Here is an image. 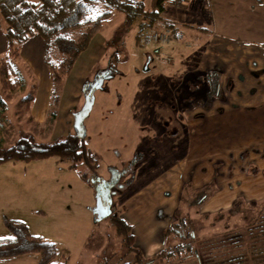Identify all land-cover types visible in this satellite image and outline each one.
I'll list each match as a JSON object with an SVG mask.
<instances>
[{
    "label": "rangeland",
    "instance_id": "rangeland-1",
    "mask_svg": "<svg viewBox=\"0 0 264 264\" xmlns=\"http://www.w3.org/2000/svg\"><path fill=\"white\" fill-rule=\"evenodd\" d=\"M138 1L145 5L149 3V0ZM250 3L252 0H213L212 4H207L208 10L201 6L196 10L189 6L176 8L165 3L157 17L161 22L172 24L169 28L171 44L162 46L144 44L145 31L152 26L149 18L141 14L129 17L124 12L111 13L102 20L99 29L80 51L60 85L52 84L47 111L43 108L34 111V119L30 111L17 106L24 91L2 94L6 108L0 111V146H11L19 137L26 135L32 137L31 144L34 145L64 137L66 130L61 125L68 115L69 103L66 100L69 97L70 101V92L76 93L71 100H78V105L73 107L74 113L82 108L84 97L93 92L96 101L88 111L83 127L86 149L93 153L99 165L97 174L100 180H110L112 169L118 172L130 169L119 183L111 185V192L110 189L102 190L103 195L100 196L105 205L112 204L114 214L128 207L139 216L142 206L153 212L156 206L151 209L150 202L142 205L137 201L138 197H134L127 206L123 203L137 189L170 168V183L166 189L178 191L180 195L172 211L177 226L171 222L166 228L167 220L160 222V226L164 227L160 235L162 238L165 235L164 250L176 246L180 248L173 257L151 262L144 259L130 225L132 247L140 254L141 264H264V154L250 151L247 155H224L219 163L211 162L216 158L206 161L218 164V170H221L222 164L225 165L226 176L231 174L229 170L234 165L233 178L240 179L242 188L231 183L235 190L230 196L225 178L221 183H210L207 190L214 187L217 191L228 193L222 195L225 196L222 203L226 206L224 210H212L216 215L204 216V202L197 201L199 193L205 189L201 188L204 187L201 186V168H195L192 189L187 173L191 168H186L181 162L185 128L179 119V110L185 99L186 102H191L193 98L203 103L208 97L205 93L199 96L194 91H190L194 93L189 97L185 85L173 90L174 84L182 78L181 72L199 58L215 28L229 36L264 42V2L259 0L262 7L256 4V8H249ZM104 10L103 6H94L91 17ZM211 10L215 22L212 21ZM158 19H155L154 26ZM78 34L79 31L70 33L72 38ZM38 38L42 41L34 35L29 39L31 43L28 47L23 44L20 50L24 53L30 49L34 54L33 62H26L20 56L18 66L29 79L28 83L35 80L36 89H44L49 76L43 60L44 47L42 44L39 47ZM236 48L228 47L221 61H230ZM40 50L42 54H39ZM155 50L160 53L156 54ZM45 52L47 62L56 61L51 45L46 47ZM250 66L252 72L264 70V53L255 55ZM145 67L148 70L144 71ZM237 78L245 86L250 82L247 72L238 74ZM92 82H99L102 91H92ZM261 87L264 88V82ZM252 89L247 88L248 93ZM42 96L44 99L47 97L44 93ZM44 99L40 101L44 102ZM53 99H56L55 103ZM61 101L63 104L60 105ZM69 124L72 125L73 120ZM175 130L177 133L171 135L175 138L168 137ZM68 165L67 161L51 156L0 163V238L10 236L4 226V218L19 220L25 224L29 234L45 237L54 243V264L132 263L135 252H128L122 246L109 216L95 220L93 188L85 185L77 171ZM78 169L82 171L81 165ZM179 173L184 175L180 180ZM132 177L135 181L127 183ZM161 184L157 182L155 186ZM195 194L197 196L193 198ZM163 201L160 205L165 206ZM168 208L165 210L168 211ZM27 257L35 258L34 264H38L39 254L32 253ZM10 261H0V264H21L20 260Z\"/></svg>",
    "mask_w": 264,
    "mask_h": 264
},
{
    "label": "crops",
    "instance_id": "crops-1",
    "mask_svg": "<svg viewBox=\"0 0 264 264\" xmlns=\"http://www.w3.org/2000/svg\"><path fill=\"white\" fill-rule=\"evenodd\" d=\"M260 1L264 2V0ZM212 3L213 0H192L191 3L188 0V3H186L183 8L189 6L190 9L196 10L201 6V8L208 10L207 4L209 5ZM256 4L262 7L259 0H252V4L250 3L248 7L256 8ZM210 14L214 16L213 10L210 11ZM259 15L262 16L261 13ZM260 18L263 19V17ZM212 21L215 22V16ZM36 40H38V45L41 47L43 42L40 41L39 38ZM28 43H31V40L24 43V45L28 47ZM170 44L171 41L168 45ZM231 46H237L236 52L230 58V61H221V57L226 55L228 47ZM5 48L6 39L0 28V55L4 53ZM259 52L260 54L264 53V42H258L255 39H242L229 36L225 33L218 32L215 28V32L211 33L207 42L204 44L199 58L192 63V66H189V68L181 72L182 78L173 86V90H176L185 85L189 97L194 92H198L199 96L205 93V96L208 97H204L206 101L203 100V103L199 101L196 102L193 98L191 102L190 100L186 102L185 99L184 105L179 110L184 118L185 128V145L181 162L185 164L184 166H186V168H191L187 173L190 175L192 189V185L195 184V168H201L199 172L202 182L201 186H204L201 188L205 189L199 193L197 201L204 202L202 212L203 215L207 217L216 215L215 211L212 210L219 211V209H223V207L226 206L225 203H222L225 198V196L222 197V195L228 194L227 192L224 193L222 190L217 191L214 187H210L212 190H207L209 189L210 183L213 182L217 184L226 179L228 183L226 187L228 189L227 191L231 194L230 196L233 195L235 190V186H232L231 183L242 188L240 179L236 180L234 179L235 177L233 178L234 165H232V169L229 170L231 174L226 176V173L224 174L225 165L222 164L221 170H218V164L216 166L212 163L208 164L207 162L211 159L216 158L218 160L219 158L218 161L216 159L215 161L211 160V162L219 163L224 155L233 157L234 153L246 154L252 151L255 154H264V88L261 87V83L264 82V70L252 72L250 66V63L255 59V55ZM155 53L159 54L160 51L158 52L155 50ZM39 54H42L41 50ZM39 54L37 56V61ZM32 55L34 56L33 53L31 54L30 49L26 50L24 53L20 52V56H23L26 62L29 60L33 62ZM168 59L172 60V58ZM151 60L150 58V61ZM243 72H247L248 77H250V82L247 86L243 85L242 82H238L239 78L241 81L243 78H237V75ZM47 79H49V77H47ZM182 79H187V81L181 82ZM98 85L99 87L94 89H100L102 91L103 88L100 86L99 82ZM215 87L220 90L219 95L216 94L217 91L215 92L217 96L212 95V91L214 92ZM250 87H253V89L248 93L247 88ZM50 88V80L49 82L47 80L44 89L43 87L36 89L29 107L31 115L40 108L47 111L46 108L48 109L49 106ZM43 93L47 96L45 98L46 100L44 96H42ZM75 94L74 91L70 92V101L68 100L69 97L66 100V102L69 103L66 112L68 115L64 118V123L61 125L62 128L66 130L65 135L72 134L73 132L72 125H70L69 122L73 120V107L78 105V100H71V97L75 96ZM41 99H44V102L40 101ZM95 101L96 99L94 96L92 106ZM204 101L206 103H204ZM61 104H63L62 101L60 102V105ZM116 105H118V103H116ZM168 137L175 138V136L171 135ZM160 141H162V139ZM239 157L241 156L239 155ZM192 168L194 169L192 170ZM170 169L166 170L163 175L150 180L141 188L137 189V191L130 195L123 203V205L127 206L134 197H138L137 201L140 204L144 205L145 202H150L152 206L151 209L156 206L153 212H149L148 208L142 206V212L139 216H136L128 207L121 209L119 214H117L133 227L132 231L135 242L137 246L141 248L142 251H140L142 252L143 258L146 260L152 259L155 255L160 253L161 250L165 249V235H163V238L160 236L162 235L164 227L160 226V222L167 220L166 226H170L169 224L171 222H176V219L172 218L174 215L172 211L180 195L178 191H168L166 189L167 184L170 183V178L168 177ZM182 170L185 171L184 168H182ZM129 172L130 170L127 169L125 175ZM111 173L114 176L111 180H104L100 176L102 179L100 180V178H98L95 181V191L93 192L95 200H97V197H100L99 193L103 190L102 187H106L109 190L113 183H119L121 181L120 172L112 169ZM183 176L182 173H179L178 180L183 178ZM114 179H116V182ZM134 181L135 179L132 177L127 183L132 184ZM157 182H162L161 186L156 187L155 185ZM159 188L162 189L158 190ZM216 189H218V187H216ZM191 193L193 192L191 191L189 194L191 195ZM195 196H197V194H195L193 198ZM162 200H164L165 206L160 205ZM111 205L112 204H109V206ZM167 206H170V208ZM166 208L169 210L166 211ZM112 211L116 213L113 208ZM168 226L166 228H168ZM31 254L4 258L0 259V261L12 260L9 263H14L20 260L21 264H34L36 259L33 257L29 259L27 257Z\"/></svg>",
    "mask_w": 264,
    "mask_h": 264
},
{
    "label": "trees",
    "instance_id": "trees-1",
    "mask_svg": "<svg viewBox=\"0 0 264 264\" xmlns=\"http://www.w3.org/2000/svg\"><path fill=\"white\" fill-rule=\"evenodd\" d=\"M168 1L149 0V3L145 5L138 0H0V28L6 39L5 51L0 55V111L6 108L2 94H16L23 91L17 106L29 111L36 83L35 80L28 83L29 79L18 66V59L21 46L34 35H38L43 41V60L48 70L51 86L52 84L60 85L80 51L85 48L92 35L99 29L102 20L111 13L124 12L129 17L141 14L149 18L152 26L149 31H145V45L146 35L154 31L168 30L170 33L169 28L172 24L166 21L160 22L157 17V13ZM96 5L103 6L105 10L93 18L91 12ZM155 19L159 20L156 26L153 24ZM75 31H79V34L72 38L70 33ZM49 45L56 53L55 62L46 60L45 51ZM50 93H52L51 90ZM55 101L56 99H53V103ZM31 140L32 137L26 135L19 137L11 146H0V163L57 157L67 161L68 167L76 170L79 178L87 186H91L93 192L95 191V181L99 178L97 174L99 165L93 153L86 149L84 139L67 134L53 141L36 145L31 144ZM80 165L82 171L78 169ZM109 217L115 233L120 236L122 246L128 252H135L132 263L141 264L143 261L140 254L132 247L129 223L112 211ZM177 224L175 223L174 226ZM4 226L10 236L0 238V259L37 253L39 254L38 264H54L56 257L54 243L29 234L25 224L19 220L4 218ZM88 243L92 244V241ZM179 249L176 246L164 250L149 261H165L169 256L173 257L174 253L179 252Z\"/></svg>",
    "mask_w": 264,
    "mask_h": 264
},
{
    "label": "water",
    "instance_id": "water-1",
    "mask_svg": "<svg viewBox=\"0 0 264 264\" xmlns=\"http://www.w3.org/2000/svg\"><path fill=\"white\" fill-rule=\"evenodd\" d=\"M143 70L146 71L147 67H145ZM98 87L99 85L96 87H92V91L94 90V88H98ZM92 103H93V95L92 94L86 95L84 97V104L82 108L78 112L73 114L72 128H73L74 136L77 137L78 139H84L85 137L83 121L85 117H87L88 111L92 107ZM102 199L97 197V200H95V207L92 210L96 218L95 220H100L102 218H105L109 216L111 213L109 205H105L104 204L105 201L104 199L103 200Z\"/></svg>",
    "mask_w": 264,
    "mask_h": 264
},
{
    "label": "built area",
    "instance_id": "built-area-1",
    "mask_svg": "<svg viewBox=\"0 0 264 264\" xmlns=\"http://www.w3.org/2000/svg\"><path fill=\"white\" fill-rule=\"evenodd\" d=\"M187 0H169L168 4L172 7H184ZM170 42V33L168 30L154 31L145 37L146 45L159 44L165 45Z\"/></svg>",
    "mask_w": 264,
    "mask_h": 264
},
{
    "label": "flooded vegetation",
    "instance_id": "flooded-vegetation-1",
    "mask_svg": "<svg viewBox=\"0 0 264 264\" xmlns=\"http://www.w3.org/2000/svg\"><path fill=\"white\" fill-rule=\"evenodd\" d=\"M92 87H96V86H98V82H92V85H91ZM217 91V93L216 94H218L219 95V89L217 88V87H215L214 88V92L212 91V95H214V96H217L216 94H215V92ZM204 103H206L205 101H204ZM179 119H180V121H181V123L183 124V126H184V118L182 117V115L179 113ZM168 133H169V131H167ZM175 133H177V131L175 130V131H172V133L170 134V135H175ZM138 160H137V162L139 161V158H137ZM130 170V169H129ZM125 172H126V170H123V171H121L120 172V178L121 177H124V175H125ZM111 178H114V176L112 175V177ZM111 178H110V180H111ZM109 181V180H108ZM120 181V180H119ZM118 181V182H119ZM102 189L104 190V189H107L106 187H102ZM112 189L113 188H111L110 189V192L112 191ZM99 195H103L102 194V191L99 193ZM99 198H101L102 199V197L100 196ZM103 200V199H102ZM104 204H105V202H104ZM110 208H111V210H112V208H113V206L111 205L110 206ZM114 213V212H113ZM177 227H175L174 228V230L176 229Z\"/></svg>",
    "mask_w": 264,
    "mask_h": 264
}]
</instances>
